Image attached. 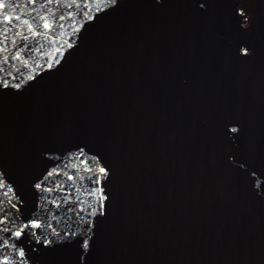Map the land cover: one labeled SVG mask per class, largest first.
Segmentation results:
<instances>
[{
    "label": "water",
    "instance_id": "95a60500",
    "mask_svg": "<svg viewBox=\"0 0 264 264\" xmlns=\"http://www.w3.org/2000/svg\"><path fill=\"white\" fill-rule=\"evenodd\" d=\"M5 3L0 207L41 220L30 264H264V0L249 31L236 0ZM100 164L87 260L41 253L97 207Z\"/></svg>",
    "mask_w": 264,
    "mask_h": 264
},
{
    "label": "snow or ice",
    "instance_id": "6c2138e0",
    "mask_svg": "<svg viewBox=\"0 0 264 264\" xmlns=\"http://www.w3.org/2000/svg\"><path fill=\"white\" fill-rule=\"evenodd\" d=\"M28 3H33L34 0H27ZM46 3H50L51 0H45ZM115 2V0H113ZM208 0H201V7L207 4ZM6 7L5 0H0V9H4ZM239 11L242 14V19L244 21V26H247L248 16L245 14V10L243 7L239 8ZM47 16V13L44 14ZM71 15V13H69ZM13 19V16L4 12L0 15V21H10ZM41 23L45 29L51 28L53 26V21L49 19H42ZM24 25L27 30H30V34L36 35V26L30 22L29 20H24ZM17 28H20V24L16 25ZM7 31V27H4L0 30V50H3L4 47V33ZM20 32L17 31L15 35L12 37L15 40L16 36H19ZM240 51L243 53H249L250 49L248 47L240 48ZM21 53L17 49L16 56H20ZM2 62V61H0ZM19 87V85H16ZM91 171V169H89ZM98 173L100 175H96L93 173L92 179L90 180V184L94 187H98L99 192H94L93 194L98 199V205L95 209H93L90 213L85 214L82 219L78 221L79 227L77 231L73 232H63L61 235H54L50 239H42L39 235L35 236L34 239L42 240V245H47L48 247H41L39 251L41 253L49 252L53 247L61 246L62 242L65 245H75L78 256L81 260H87V254L91 251L92 242L89 239V233L91 231L89 227L90 217L96 216L97 213L106 214L107 213V199L108 193L103 187V180L106 175L109 173V169L105 167L103 164L98 166ZM51 175V173H49ZM69 179H71L72 173H68ZM3 186V181L0 179V187ZM36 188H41L42 185L37 182L35 184ZM47 191H51L48 189ZM59 200H54L52 203L58 204ZM2 203V202H0ZM13 208L16 205H12ZM77 207H83L82 205H78ZM8 222V226H4V222ZM41 224V220L35 218L31 214L24 215L13 213V217L10 218L7 213H5L4 209L0 207V264H30V258L24 246V241L28 238V233L30 228H35ZM69 237H74L71 239Z\"/></svg>",
    "mask_w": 264,
    "mask_h": 264
},
{
    "label": "rangeland",
    "instance_id": "374dc122",
    "mask_svg": "<svg viewBox=\"0 0 264 264\" xmlns=\"http://www.w3.org/2000/svg\"><path fill=\"white\" fill-rule=\"evenodd\" d=\"M238 3V7H243L245 10V14L248 16V22L247 26L245 28L249 31L253 16V10H254V0H236Z\"/></svg>",
    "mask_w": 264,
    "mask_h": 264
},
{
    "label": "flooded vegetation",
    "instance_id": "af4514ba",
    "mask_svg": "<svg viewBox=\"0 0 264 264\" xmlns=\"http://www.w3.org/2000/svg\"><path fill=\"white\" fill-rule=\"evenodd\" d=\"M241 23H243V25H244V21H243V19H242V22Z\"/></svg>",
    "mask_w": 264,
    "mask_h": 264
}]
</instances>
